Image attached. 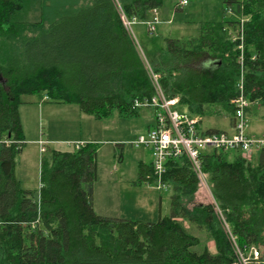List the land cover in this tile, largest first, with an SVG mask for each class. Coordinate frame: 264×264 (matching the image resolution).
Returning <instances> with one entry per match:
<instances>
[{
	"label": "trees",
	"instance_id": "1",
	"mask_svg": "<svg viewBox=\"0 0 264 264\" xmlns=\"http://www.w3.org/2000/svg\"><path fill=\"white\" fill-rule=\"evenodd\" d=\"M162 1L0 0L1 264H236L235 246L245 255L255 247L264 264V150L249 160L238 151L231 158V151L201 153L221 215L214 203L194 201L198 179L184 155L164 164L169 213L159 210L156 221L94 211L93 143L73 151L46 148L37 194L14 176L25 140L18 112L23 95L75 103L96 119L136 115L135 102L151 98L153 85L121 14L145 21ZM227 4L234 18L206 22L196 37L166 38L164 52L149 63L182 111L200 123L219 105L232 127L241 76L250 102L246 118L255 115L252 109H262L264 118V0ZM217 131L223 130L204 132ZM140 182L154 183L151 162L139 164L134 184Z\"/></svg>",
	"mask_w": 264,
	"mask_h": 264
},
{
	"label": "rangeland",
	"instance_id": "2",
	"mask_svg": "<svg viewBox=\"0 0 264 264\" xmlns=\"http://www.w3.org/2000/svg\"><path fill=\"white\" fill-rule=\"evenodd\" d=\"M180 1L183 0H163L159 8L150 10V18L145 21H128L121 14L123 23L124 20L130 22L129 26L124 25L143 60L150 62L153 55L162 54L168 37H196L204 23L235 17L232 7H227L230 0H185V4L177 7ZM223 8L226 11L223 12ZM28 17V20H34L33 16ZM244 19L246 17L239 20ZM153 20H156L154 31L149 32L148 23ZM44 41L36 44L38 47L44 46ZM21 100L18 112L25 140L21 152L15 157L14 176L23 190L38 193L41 159L46 156V148L73 151L77 142L93 143L96 146V180L93 183L92 205L98 215L156 221L159 210L163 216L169 213L168 189L157 190L154 183L134 184L139 178V164L149 165L151 152L148 147L131 143L151 128V108L140 107L136 115L113 113L96 119L81 112L75 103H50L42 93L23 95ZM177 107L182 111V107ZM214 111L212 115L200 116V129L231 131L230 116L219 105L214 106ZM252 113L255 115L248 117L245 131L250 136L262 137L263 111L252 109ZM46 139L49 140L46 142ZM40 140L45 142L43 151L40 150ZM233 155L234 151L228 154L229 158ZM198 186L194 201L211 203L214 198L208 189V182L198 180ZM208 246L214 251L212 242Z\"/></svg>",
	"mask_w": 264,
	"mask_h": 264
},
{
	"label": "built area",
	"instance_id": "3",
	"mask_svg": "<svg viewBox=\"0 0 264 264\" xmlns=\"http://www.w3.org/2000/svg\"><path fill=\"white\" fill-rule=\"evenodd\" d=\"M185 3V0L180 1L177 7ZM155 21H149V32L154 31ZM124 23L127 26L130 25L127 20H124ZM240 39H242V35H240ZM141 59L153 85L154 93L149 99L135 102V106L151 108L153 110V124L145 135H139L131 144L135 146L143 145L150 149L155 189H167V184L162 180V175L164 164L168 159L184 155L197 179L206 182L201 163V153L206 149H218L228 152L238 151L246 159H249V156L254 153L264 150V136H250L245 131L248 120L245 111L250 106V102L243 94L242 76L236 85L237 95L232 101L234 105L232 130L204 132L199 127V117L179 111L177 109L178 97H167L165 95L159 84V76L153 71L150 63L143 60V56H141ZM44 98L47 99V96L44 95ZM39 145L40 150L43 151L45 142L40 140ZM82 145L83 143L77 142L74 144V148L78 149ZM212 202L214 203L215 200ZM215 207L218 214L221 215L216 204ZM235 252L237 254L236 264H262L260 251L253 246L249 248L246 255L236 246Z\"/></svg>",
	"mask_w": 264,
	"mask_h": 264
},
{
	"label": "crops",
	"instance_id": "4",
	"mask_svg": "<svg viewBox=\"0 0 264 264\" xmlns=\"http://www.w3.org/2000/svg\"><path fill=\"white\" fill-rule=\"evenodd\" d=\"M148 62H149V61H148ZM46 100H47V99H46ZM50 103H55V102H50ZM152 124H153V120H152L151 125H152ZM21 125H22V124H21ZM151 125H150V126H151ZM230 125H231V124H230ZM231 130H232V128H231ZM24 137H25V136H24ZM47 140H49V139H46V142H47ZM254 154H255V153H254ZM151 161H152V159H151ZM151 161H150V162H151ZM159 202H161V198H160Z\"/></svg>",
	"mask_w": 264,
	"mask_h": 264
}]
</instances>
